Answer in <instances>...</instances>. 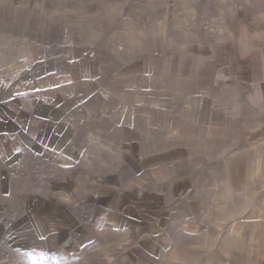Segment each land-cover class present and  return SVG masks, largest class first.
Segmentation results:
<instances>
[{
  "label": "rangeland",
  "instance_id": "obj_1",
  "mask_svg": "<svg viewBox=\"0 0 264 264\" xmlns=\"http://www.w3.org/2000/svg\"><path fill=\"white\" fill-rule=\"evenodd\" d=\"M254 3L0 0V264H252L258 203L205 188L163 90L181 35Z\"/></svg>",
  "mask_w": 264,
  "mask_h": 264
},
{
  "label": "crops",
  "instance_id": "obj_2",
  "mask_svg": "<svg viewBox=\"0 0 264 264\" xmlns=\"http://www.w3.org/2000/svg\"><path fill=\"white\" fill-rule=\"evenodd\" d=\"M254 15L236 23V33L220 31L218 38L196 29L181 35L173 51L188 66L173 61V85L163 96L179 108L175 121L203 131L212 156L205 188L258 203L252 264H264V17Z\"/></svg>",
  "mask_w": 264,
  "mask_h": 264
},
{
  "label": "bare ground",
  "instance_id": "obj_3",
  "mask_svg": "<svg viewBox=\"0 0 264 264\" xmlns=\"http://www.w3.org/2000/svg\"><path fill=\"white\" fill-rule=\"evenodd\" d=\"M110 89V88H109ZM18 90H21V87H19V88H16V90L15 91H18Z\"/></svg>",
  "mask_w": 264,
  "mask_h": 264
}]
</instances>
